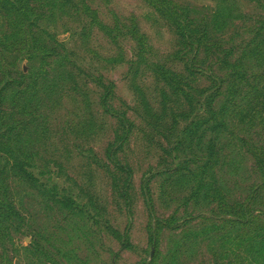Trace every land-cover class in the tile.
Segmentation results:
<instances>
[{
  "label": "rangeland",
  "instance_id": "rangeland-1",
  "mask_svg": "<svg viewBox=\"0 0 264 264\" xmlns=\"http://www.w3.org/2000/svg\"><path fill=\"white\" fill-rule=\"evenodd\" d=\"M29 5L0 10V264H248L264 0Z\"/></svg>",
  "mask_w": 264,
  "mask_h": 264
},
{
  "label": "trees",
  "instance_id": "trees-1",
  "mask_svg": "<svg viewBox=\"0 0 264 264\" xmlns=\"http://www.w3.org/2000/svg\"><path fill=\"white\" fill-rule=\"evenodd\" d=\"M29 2L30 0H0V10L7 15L19 14L20 16H24L22 10L28 9L32 11ZM252 103L254 104L255 108L259 106V108H261V111H264L261 107L264 103V87H262V89L258 91V95L253 100V102H248L246 106H249ZM244 112H249V110L247 111V109L244 108L242 112H238V115H242ZM247 227V232H245V234H243L242 236H238L239 238L236 237L235 240L238 241L236 242V244H233V239H231L230 241H228V245H234V247L238 248L237 253H239V256L242 250V254H244V257L248 261V264H264V225H255L251 228H249L248 225ZM246 237H249V240L247 242L243 240ZM246 243L247 246H245Z\"/></svg>",
  "mask_w": 264,
  "mask_h": 264
}]
</instances>
